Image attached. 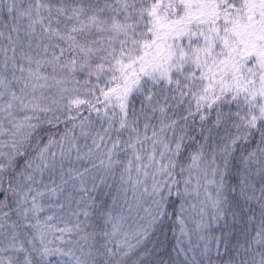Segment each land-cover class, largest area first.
<instances>
[{
  "label": "snow or ice",
  "instance_id": "6c2138e0",
  "mask_svg": "<svg viewBox=\"0 0 264 264\" xmlns=\"http://www.w3.org/2000/svg\"><path fill=\"white\" fill-rule=\"evenodd\" d=\"M0 264H264V0H0Z\"/></svg>",
  "mask_w": 264,
  "mask_h": 264
}]
</instances>
